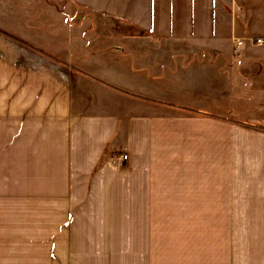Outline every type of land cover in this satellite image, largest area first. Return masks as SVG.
I'll use <instances>...</instances> for the list:
<instances>
[{"label":"crops","instance_id":"0c3cea01","mask_svg":"<svg viewBox=\"0 0 264 264\" xmlns=\"http://www.w3.org/2000/svg\"><path fill=\"white\" fill-rule=\"evenodd\" d=\"M45 2L0 23V264H264V0Z\"/></svg>","mask_w":264,"mask_h":264},{"label":"rangeland","instance_id":"374dc122","mask_svg":"<svg viewBox=\"0 0 264 264\" xmlns=\"http://www.w3.org/2000/svg\"><path fill=\"white\" fill-rule=\"evenodd\" d=\"M153 1H154V5L157 7L160 14H163L166 11V13H169V16L172 17V11L174 10V5L171 3L173 0H153ZM18 2H21V1L18 0ZM176 2H178V0H174V4H176ZM33 10H35L33 13L35 14L40 13V15H43L44 16L43 19H47L51 12L45 0H39L38 3L34 5L29 4L28 6L25 4H19L17 3L16 0H0V23L4 22L5 16H9V18H13L15 14H17V12H21V13L24 12V14L30 15V13H32L31 11ZM8 23L12 24L13 21L9 20ZM91 39L92 38H90V40ZM111 39L113 38L111 37L110 40ZM140 43H143V42H140ZM220 43L225 44V46L230 45V40L222 39ZM147 44H150V42L147 41ZM247 46L252 47L250 42L243 40V44L240 48V51H243ZM258 55L260 56V58L261 56H263L262 53H258ZM238 56H240V53L238 55H233L232 53H230V58L232 59H238ZM141 66L143 65L141 64ZM144 66L145 68H141L139 69V71L141 72L147 71V62H145ZM262 67L264 68V66ZM259 71H261V73L263 72V75H264V69L263 70L259 69ZM172 75L174 76V74ZM252 76H255V74H253ZM258 80H260V76L258 77ZM239 82H238V78L233 73L230 86H226V85L223 86V84L217 83V89L220 87L221 88L224 87L226 89L230 87L232 89L230 101L228 100L217 101L216 112L219 113L220 115V116H217V120L221 119L223 123L229 124L232 127V136L234 138L238 134L241 133L244 135V133L246 132L248 133L247 136H249L248 139L254 140V135L256 131L261 129V126L256 123V118H257L256 112L258 111L257 108L255 107L257 105L256 100H255V97L257 95L256 89L253 88L254 86H250V85L246 86L244 84H240ZM261 85L259 86L257 85V87L260 89L261 88L263 89L264 84L262 86ZM245 90H251V91L250 93H248V91L245 92ZM261 96L264 97V94H262ZM261 101H257V102H261ZM197 103H201V101ZM93 107H95V109L97 108L109 109L107 105L104 106V104L102 106L94 105ZM119 155L116 158L117 160H119L118 159ZM114 161L115 163L117 162L115 159H113V162ZM124 161H121V162H124Z\"/></svg>","mask_w":264,"mask_h":264},{"label":"built area","instance_id":"2783aa9c","mask_svg":"<svg viewBox=\"0 0 264 264\" xmlns=\"http://www.w3.org/2000/svg\"><path fill=\"white\" fill-rule=\"evenodd\" d=\"M252 43H254L255 45H263L264 44V38H256L252 40ZM243 44V40L240 38H234L232 40V54L233 55H238L240 53V48ZM118 159L120 161H124L127 159V155L126 154H120Z\"/></svg>","mask_w":264,"mask_h":264}]
</instances>
